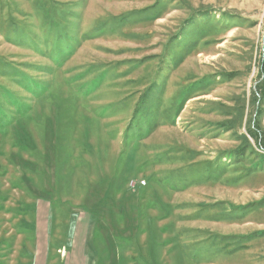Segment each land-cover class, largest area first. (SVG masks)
I'll return each mask as SVG.
<instances>
[{
  "label": "rangeland",
  "instance_id": "374dc122",
  "mask_svg": "<svg viewBox=\"0 0 264 264\" xmlns=\"http://www.w3.org/2000/svg\"><path fill=\"white\" fill-rule=\"evenodd\" d=\"M38 203L90 264H264V0H0V264Z\"/></svg>",
  "mask_w": 264,
  "mask_h": 264
},
{
  "label": "crops",
  "instance_id": "0c3cea01",
  "mask_svg": "<svg viewBox=\"0 0 264 264\" xmlns=\"http://www.w3.org/2000/svg\"><path fill=\"white\" fill-rule=\"evenodd\" d=\"M41 203L36 205V220L32 229L33 256L28 264H44L45 261L50 264V260L52 264H90L84 246L87 221H77L73 224V237L70 238L71 243L67 246L68 248L55 244L52 246L49 237L50 230L46 226L45 219L46 213L49 214V209ZM60 252L63 254L60 255Z\"/></svg>",
  "mask_w": 264,
  "mask_h": 264
}]
</instances>
